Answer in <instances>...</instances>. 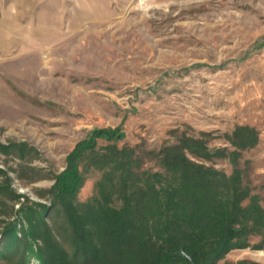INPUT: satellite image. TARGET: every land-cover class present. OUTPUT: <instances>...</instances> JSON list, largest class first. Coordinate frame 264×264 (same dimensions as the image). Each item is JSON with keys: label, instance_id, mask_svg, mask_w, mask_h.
Wrapping results in <instances>:
<instances>
[{"label": "rangeland", "instance_id": "obj_1", "mask_svg": "<svg viewBox=\"0 0 264 264\" xmlns=\"http://www.w3.org/2000/svg\"><path fill=\"white\" fill-rule=\"evenodd\" d=\"M240 125L255 144L212 155ZM97 128L120 130L148 169L165 144L199 141L210 155L197 161L239 168L264 208V0H0V221L13 203L50 204L40 191ZM252 263L264 264L255 233L213 264Z\"/></svg>", "mask_w": 264, "mask_h": 264}, {"label": "trees", "instance_id": "obj_2", "mask_svg": "<svg viewBox=\"0 0 264 264\" xmlns=\"http://www.w3.org/2000/svg\"><path fill=\"white\" fill-rule=\"evenodd\" d=\"M121 137L117 129L92 130L70 151L53 184L40 191L50 204L27 199L16 210L10 206L16 216L7 213L0 221V264L32 258L38 264H191L181 252L193 264H213L254 233L264 240V208L239 168L227 174L197 161L210 154L185 137L159 149V168H143L134 146L117 144ZM99 138L112 144L99 146ZM228 139L233 150L211 154L235 158L257 138L252 127L240 125ZM24 152L19 145V156ZM90 169L100 175L93 193L78 200ZM7 190V183L0 184V191Z\"/></svg>", "mask_w": 264, "mask_h": 264}, {"label": "water", "instance_id": "obj_3", "mask_svg": "<svg viewBox=\"0 0 264 264\" xmlns=\"http://www.w3.org/2000/svg\"><path fill=\"white\" fill-rule=\"evenodd\" d=\"M184 256H185V258L191 263V264H193L192 263V259H191V257L189 256V255H186L184 252H181Z\"/></svg>", "mask_w": 264, "mask_h": 264}]
</instances>
